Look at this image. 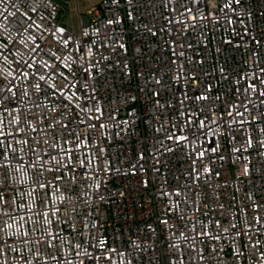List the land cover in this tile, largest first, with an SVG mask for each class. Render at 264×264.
<instances>
[{"label": "built area", "instance_id": "1", "mask_svg": "<svg viewBox=\"0 0 264 264\" xmlns=\"http://www.w3.org/2000/svg\"><path fill=\"white\" fill-rule=\"evenodd\" d=\"M85 16L0 0V264H264V0Z\"/></svg>", "mask_w": 264, "mask_h": 264}, {"label": "rangeland", "instance_id": "2", "mask_svg": "<svg viewBox=\"0 0 264 264\" xmlns=\"http://www.w3.org/2000/svg\"><path fill=\"white\" fill-rule=\"evenodd\" d=\"M61 6V23L71 30L78 29V23L85 19V11L96 6L99 0H57ZM91 15L89 16V18Z\"/></svg>", "mask_w": 264, "mask_h": 264}, {"label": "snow or ice", "instance_id": "3", "mask_svg": "<svg viewBox=\"0 0 264 264\" xmlns=\"http://www.w3.org/2000/svg\"><path fill=\"white\" fill-rule=\"evenodd\" d=\"M42 79H43V77H41ZM229 115H231V113H229ZM99 117H97V119H98ZM89 127H95L94 125H89ZM101 127H103V125H101Z\"/></svg>", "mask_w": 264, "mask_h": 264}]
</instances>
